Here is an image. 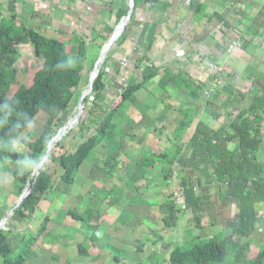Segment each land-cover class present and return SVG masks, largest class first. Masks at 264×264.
<instances>
[{
	"label": "crops",
	"instance_id": "crops-1",
	"mask_svg": "<svg viewBox=\"0 0 264 264\" xmlns=\"http://www.w3.org/2000/svg\"><path fill=\"white\" fill-rule=\"evenodd\" d=\"M2 1L6 8L10 1H16V13L23 17L18 21L42 36L63 43L71 55L78 51L76 39H83L88 48L87 61L90 56L99 60L98 46L102 41L96 39L97 35H102L106 27L114 26L119 10L129 8V0ZM256 9L264 13V0H139L132 26L124 34L122 43H114L107 62L105 100L99 108L102 109L100 123L91 137L103 128L104 113L120 103L128 84L142 82L146 64L154 66L157 76L118 108L107 130L108 136L94 148L78 175L84 178L91 175L94 188L81 193L77 199L91 195L95 201L102 190L116 192L120 198L112 208L107 204L110 197L103 199L100 219L94 222L103 250L113 247L117 254L126 256L132 246H137L133 252L167 253L169 257L174 244L172 235L180 219L178 216L173 228L164 223L167 214L162 207L168 202L166 197L173 195L175 184L171 179L165 182L163 176L177 164L185 176L183 182L195 190L197 197L202 196L199 189L209 188L207 181L212 168L200 163L194 150L189 148L198 126L212 132L220 128L211 102L203 96L211 80L207 65L225 67V74L219 77L221 81L223 76L253 80L255 29L264 31V26H255ZM235 43L242 48L230 52ZM147 46H151L149 52ZM140 55H145L146 60L136 69L134 59ZM166 71L177 79L161 87ZM111 127L117 130L109 134ZM112 157L117 158V166L111 176L106 174L110 169L106 160ZM88 166L89 173L85 176L82 169ZM137 171L145 177L135 185L131 178ZM189 176L194 178L190 180ZM100 178H114L118 182L102 184L98 182ZM199 207L189 210L193 218H187L188 224L192 219L196 221V226L191 228L199 234L189 241L182 236L181 241L175 240L177 245L218 237L216 232L220 229L214 221L209 225L210 229H216L215 234L203 235L209 230L206 224L199 225L200 220L208 222L209 219L204 216L203 198ZM191 228L187 230L192 231Z\"/></svg>",
	"mask_w": 264,
	"mask_h": 264
},
{
	"label": "trees",
	"instance_id": "trees-1",
	"mask_svg": "<svg viewBox=\"0 0 264 264\" xmlns=\"http://www.w3.org/2000/svg\"><path fill=\"white\" fill-rule=\"evenodd\" d=\"M6 8L0 3V100L6 97L7 87L15 79V65L20 58V48L29 46L34 50L35 56L41 60L40 69L35 73L33 83L29 88H21L12 100L17 102V109L27 111L36 118L40 113L47 116V122L42 135L34 142L28 143V151L38 156L44 150L45 139L52 141L61 133L57 134L55 128L60 122L61 117L69 110L73 103H77L81 97L80 86L84 80L85 66L87 62V45L83 39H76L75 43L78 51L71 55L66 46L52 38L40 35L33 28L18 27V20L23 17L16 13V1H10ZM139 0H134V9L124 34L134 22V13ZM128 9L119 10L115 15L113 27H106L102 35H97L103 44L107 43L112 37L115 28L121 19L127 16ZM124 38L120 40L122 43ZM115 46V45H114ZM151 46H147L149 52ZM261 49L264 50V42ZM66 58H74L73 67L70 70H58L55 65ZM100 69L95 79L92 92L84 101V106L90 104L95 108L105 100L106 89V63ZM146 60L145 55H140L134 59L135 68L139 69ZM157 70L145 68L142 82L140 84L132 81L128 84L121 95L120 103L109 112L104 113L102 122L103 128L96 136L87 139L82 143L73 154L64 153L59 157L58 163L63 169L62 178L56 188H53L52 178L45 172H41L39 177L31 180L27 175L21 177L16 172L11 173L16 185H19V193L25 188L29 195L22 204L14 210V215L19 221L26 220L33 215L39 206L46 200L49 194L53 198L58 196L69 197L72 189L77 182L79 169L82 164L91 158L94 148L108 136L110 127L118 108L127 101H131L144 83L157 76ZM161 87L174 83L176 76L165 72ZM262 88V86H261ZM257 92H260L257 91ZM245 108L234 113L227 127L224 130L215 132L210 131L205 126H198L194 136L189 142V148L194 150L195 157L199 162H203L212 168L213 173L208 176L217 182L227 193L231 203L238 208L237 221L231 225L227 235L223 238H212L208 240H197L190 249L176 247L172 250L167 261L161 254L149 255L150 264H244L251 248V238L257 231L259 223V210L264 212V167L258 161V154L262 151L264 123V94L251 96ZM97 117V116H96ZM14 120V118H13ZM100 123V118L94 120ZM84 122L79 121V127ZM117 129L110 128V133ZM63 132V131H62ZM7 129H0V142H4ZM57 135V136H56ZM61 140V139H60ZM59 140V141H60ZM235 144L233 149L230 144ZM21 159L20 155L14 152L0 151V166L9 161L17 162ZM109 168L107 175H114L117 166V158L112 157L106 160ZM145 174L136 172L132 175L133 184H138L143 180ZM165 182L172 178L170 173L164 174ZM172 180V179H171ZM181 182V181H180ZM185 189V202L188 210L200 208L201 198L196 196L195 190L188 183H181ZM118 193V192H117ZM116 192L101 191L99 197L93 201V197L88 195L80 198L76 208L66 212V216L81 224V227L90 232V242L97 249L99 239L97 237L98 226H94L100 219L99 207L103 199L110 197L109 207H114L119 199ZM100 198V199H99ZM168 202L162 207V211L167 214L164 223L167 227L173 228L178 216L182 213L177 210L173 200V195L168 198ZM79 205V206H78ZM50 218L44 220L35 235H31L30 241L38 242L39 238L48 235L47 225ZM1 222V219H0ZM34 237V238H33ZM238 239L245 240V243L238 242ZM196 241V240H195ZM193 241V242H195ZM192 242V243H193ZM187 248V247H186ZM79 256H89L82 246H78ZM29 251V253H26ZM114 261L121 264V257L115 251ZM14 249L12 242L5 231H0V257L2 264H25L27 256H30V247L23 241L21 253L13 258ZM231 257V259H229ZM253 264H264V249L261 250Z\"/></svg>",
	"mask_w": 264,
	"mask_h": 264
},
{
	"label": "rangeland",
	"instance_id": "rangeland-1",
	"mask_svg": "<svg viewBox=\"0 0 264 264\" xmlns=\"http://www.w3.org/2000/svg\"><path fill=\"white\" fill-rule=\"evenodd\" d=\"M0 3L4 6L5 2L3 3V1L0 0ZM128 4L129 8L127 9L129 11L131 6L130 1ZM257 10L258 9H256V12H258ZM127 26H129V24ZM255 26H264V13H262V11L255 14ZM18 27H24L23 23L18 21ZM122 38L123 35L117 41L118 44ZM263 42L264 31L261 32L259 29H255V69H252L255 72V77H253V80L228 79L223 76L222 81L219 79V89L216 96L211 99L204 97L207 101L211 102L212 109L215 112L217 119H219V130H224V127H227L234 113L245 108L246 104L250 102L249 97L261 93L264 94V50L261 49ZM107 43L103 44V42H100V47L98 46L99 54ZM241 48L242 45H240V49ZM112 51L113 46L107 54L106 60L110 58ZM96 61L95 57L90 56L88 58L85 66L84 80L80 86L81 95L88 92V85L92 76L95 75L96 78V72L94 74L92 73ZM41 64V60L35 56L34 50L31 47H21L20 58L15 65L16 76L7 87L6 97L13 99L19 89L31 87L34 75L40 69ZM107 64L108 63L104 66L106 70ZM100 65L101 62L97 66V70ZM222 67L224 75L225 67ZM208 85L209 83L207 86ZM259 90L260 92H257ZM78 105L79 101L73 103L69 110L61 117L60 122L55 128L58 134L69 127L68 130L65 131L63 138H61L50 152L46 168L43 171L51 176L53 188L58 186L63 175V169L58 163L59 157L64 153L73 154L82 143L87 141V139L95 133L98 126L94 120L100 116L102 109L95 108V106L92 105L91 100L90 104L84 106L83 111L79 113ZM35 120L36 127L32 130H28L27 133L31 136L30 142L36 141L42 135L47 122V116L44 113H40ZM76 120H82L84 124L79 127V122L75 124ZM262 132L264 142V123L262 125ZM235 146L236 145L232 143L229 145V148L233 149ZM258 161L264 167V146L262 151L258 154ZM15 169L16 163L13 161H9L5 165L0 166V219L1 222L6 220L4 225L5 230L3 231L7 233L12 242L14 249L13 258L21 253V245L23 241H26V245L30 247L31 253L30 256H27V262H25V264H117L114 261L115 254L113 252V247H108L103 250L98 246L97 249H95L90 242L89 230L82 228L80 223L65 215L70 209L77 207L79 201L77 198L81 193L90 191L94 188L93 180L90 177L91 175L88 178L82 176L77 177V182L72 189V195L69 197L58 196L53 198L52 195L49 194L33 215H30L24 221H19L14 215V210L26 188L22 193H19V185L15 184L12 175H10L11 173L16 172ZM89 169L90 166L87 168L83 167L82 172L85 176L89 173ZM179 176L180 180H178V182H181L177 183L182 186L181 183L183 184L185 176L181 172ZM188 178L191 180L194 177L189 176ZM95 179H98L97 174ZM98 182L102 184L108 182L111 184H117L118 181L114 178H100ZM207 183L209 188H202V190L199 189L198 192L202 195L201 198L204 199V204L206 205L204 216L209 219L208 222L207 220H200L199 225L206 224L208 226L207 229L209 230L203 232V235L208 236L214 235L216 231V229H210L209 224L212 221L217 222L220 230L217 231L216 234L218 235V238L221 239L227 235L231 225L237 221L238 208L236 204L229 201L226 191L222 189L217 182L208 178ZM166 199H168V197H166ZM188 211L189 210L187 209L179 215L180 220L178 221V227L174 229V235H172V242L174 243L172 245L173 249L176 247H184L185 250H188L190 249L189 246L196 244L197 240H199H194L195 242L193 243L188 242L186 245H177L175 242V240L181 241L183 238L182 236L186 239L188 238L189 241L192 237H196L199 234L196 229L193 230L191 228H194L197 224L194 219H192V223L188 224L187 218H193V213H188ZM259 211L257 231L252 235L251 248L244 264H253L259 252L264 249V212L261 210ZM47 216L52 221L47 225L46 229L49 234H43L37 243L30 241V236L36 234ZM187 225L192 231L187 230ZM210 232H213L214 234ZM238 242L243 244L246 241L238 239ZM99 244L102 245L103 243L100 242L98 245ZM143 244H140L141 247H144ZM78 246H82L89 256H79L77 250ZM136 247L137 246H132L130 253L126 256L119 252V257L122 259L121 264H150L149 254L144 251L133 252ZM159 250L162 251V249ZM26 253H29V251ZM162 256L164 261H167L169 258L167 253H164ZM229 259H231V257H229ZM2 263L3 259L0 257V264Z\"/></svg>",
	"mask_w": 264,
	"mask_h": 264
},
{
	"label": "clouds",
	"instance_id": "clouds-1",
	"mask_svg": "<svg viewBox=\"0 0 264 264\" xmlns=\"http://www.w3.org/2000/svg\"><path fill=\"white\" fill-rule=\"evenodd\" d=\"M73 64L74 58H66L55 67L70 70ZM35 127V118L27 111L18 110L16 101L7 97L0 100V129H7L4 142H0V151L19 154L21 159L16 162V174L21 177L27 175L31 180L37 179L45 170L53 143L50 138L45 139L44 150L38 156L28 152L31 136L27 133Z\"/></svg>",
	"mask_w": 264,
	"mask_h": 264
},
{
	"label": "built area",
	"instance_id": "built-area-1",
	"mask_svg": "<svg viewBox=\"0 0 264 264\" xmlns=\"http://www.w3.org/2000/svg\"><path fill=\"white\" fill-rule=\"evenodd\" d=\"M90 10V9H88ZM240 49V44L235 43L230 47V52ZM146 68L153 69L154 66L152 64H146ZM207 70L209 75L211 76V80L209 81V85L204 89L203 96L207 99H211L214 96H216L218 89H219V77L223 74V67L209 63L207 65ZM179 166L177 164H174L171 168V176H172V182L175 184V190L173 193V200L176 205L177 210L184 212L187 210V205L185 202V189L180 186L178 183V180H180V172H179ZM178 182V183H177Z\"/></svg>",
	"mask_w": 264,
	"mask_h": 264
},
{
	"label": "water",
	"instance_id": "water-1",
	"mask_svg": "<svg viewBox=\"0 0 264 264\" xmlns=\"http://www.w3.org/2000/svg\"><path fill=\"white\" fill-rule=\"evenodd\" d=\"M131 3L130 9L128 11L127 16H125L124 18L121 19L120 23L118 24V26L115 28L114 33L111 37V39L108 41V43L103 47L100 58L98 60V62L96 63V65L94 66V70H93V74L96 72V78L97 75L102 67V65L104 64L105 60H106V56L109 53V51L111 50L112 46L114 45V43H116L120 37L123 35L125 28L127 27V25L129 24L130 20H131V16L133 14V9H134V0H129ZM121 29L120 31H117L118 29ZM101 62V65L99 67V69L97 70V66L99 65V63ZM95 78V79H96ZM92 86L93 83L90 81L89 85H88V92L86 94H82L80 99H79V105H78V109H80V111H83L84 108V101L86 99V97H88L91 92H92ZM79 122V120H77L75 122V124H77ZM74 124V125H75ZM69 127H67L65 129V131L68 130ZM57 139V138H56ZM55 141V139L53 140V142ZM29 195V191L28 189L25 190L24 194L21 196L19 203L17 204L15 210L22 204V202L25 200V198ZM6 220H3L0 223V231L5 230L4 225H5Z\"/></svg>",
	"mask_w": 264,
	"mask_h": 264
},
{
	"label": "bare ground",
	"instance_id": "bare-ground-1",
	"mask_svg": "<svg viewBox=\"0 0 264 264\" xmlns=\"http://www.w3.org/2000/svg\"><path fill=\"white\" fill-rule=\"evenodd\" d=\"M121 29L119 28V30L118 31H120ZM94 79H95V75L94 76H92V78H91V82L93 83V81H94ZM86 94V93H85ZM81 111H80V109H79V113H80ZM77 121V120H76ZM64 133H65V131H63V132H61L56 138H55V141L52 143V147H51V150H50V152L53 150V148L55 147V145L59 142V140L61 139V138H63V136H64Z\"/></svg>",
	"mask_w": 264,
	"mask_h": 264
}]
</instances>
